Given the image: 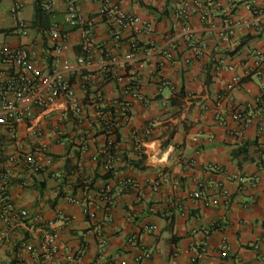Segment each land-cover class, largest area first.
I'll list each match as a JSON object with an SVG mask.
<instances>
[{"label": "crops", "instance_id": "obj_1", "mask_svg": "<svg viewBox=\"0 0 264 264\" xmlns=\"http://www.w3.org/2000/svg\"><path fill=\"white\" fill-rule=\"evenodd\" d=\"M99 1L79 0L78 6L86 16L96 17ZM112 1L151 23L154 32L125 31L116 47L109 24L97 20L91 61L95 63L99 56L121 57L128 52L130 40H136L135 81L141 100L122 98L115 81L100 78L97 87L84 93L79 82L82 71L73 74L71 83L84 107L83 125L58 111L18 128L20 141L27 151L36 153L42 169L30 174L17 167L11 188L17 209L27 210L30 216L39 212L47 222L55 221L59 212L69 217L68 225L54 226L59 232L57 264H72L71 258L79 251L85 253V264L129 263L136 252V245L129 242L131 236L152 253L151 260L141 264H264V128L253 125L238 138L229 119L230 101L220 106L215 102L238 76L241 83L230 93L232 101L264 122V63L257 75L253 58V52H264V0H188L203 5L208 13L203 19L201 11L192 10L190 41L182 38L183 28L173 18L182 0H164L163 12L148 8L142 0ZM35 2L1 0L0 42L40 50L41 64L48 67L53 49L48 33L56 23L64 56L74 63L80 56L79 36L63 22L65 0H40V6H53L50 15L37 13ZM250 2L261 15L245 9ZM15 3L22 5L19 17L30 26L27 37L13 26L10 9ZM228 20H245L250 27L223 43L217 31ZM170 40H174L172 49ZM199 42L207 45L204 57L185 64L193 55L191 45ZM163 51H170L172 59L161 67ZM96 90L101 91L102 102L94 100ZM117 99L129 106L130 118L109 147L111 137L101 114L112 111L110 106ZM58 129L63 132L60 140ZM40 145H46L45 153L38 152ZM107 148L115 159L112 178L104 182ZM47 158L52 159L48 167L44 166ZM132 161L138 166L126 165ZM159 178L164 182L154 192L152 184ZM106 187L109 193L104 192ZM221 188L229 195L223 196ZM196 192L202 199L192 197ZM85 209L95 218H88ZM9 235V244L0 243V264H46L21 248L23 242L35 249L39 246L40 228L32 220L19 223Z\"/></svg>", "mask_w": 264, "mask_h": 264}, {"label": "built area", "instance_id": "obj_2", "mask_svg": "<svg viewBox=\"0 0 264 264\" xmlns=\"http://www.w3.org/2000/svg\"><path fill=\"white\" fill-rule=\"evenodd\" d=\"M78 1L65 0L63 18L64 24L70 30L77 31L79 36L80 56L76 57L74 63H70L64 56L65 45L60 41V28L56 23L52 25L48 33V39L52 42L53 48L48 67L41 64L42 55L40 50L11 47L0 42V223L6 227V230H0V243L9 244L11 242L9 230L30 219L40 228L41 240L36 249L28 242H23L21 248L46 264H57L59 232L58 227H54L55 223H61L62 226L68 225L70 219L59 212L56 213L55 221L47 222L39 212L30 216L27 210L17 209L11 195L17 167H21L30 174L38 173L42 169L41 164L37 161L36 153L27 151L20 141L18 128L22 125L32 124L37 116H46L58 111L70 114L78 126L83 125L85 120L84 107L71 83V76L77 71H82L79 75V82L84 93L97 87V81L100 78L103 81H115L122 98L141 100L135 81L137 70L134 68L137 62V41L131 39L128 52L121 57L104 58L99 56L96 62L93 63L91 58L95 52L92 35L97 20H104L109 24V34L114 39L116 47L125 31L133 29L135 32H154V26L151 23L144 22L138 16L123 11L112 0L99 1L96 17H88L83 14L79 9ZM142 1L145 6L158 12H163L165 9L164 0ZM213 4L219 7V3L214 2ZM21 8L20 3L13 4L10 9V16L17 33L22 37H27L30 26L19 17ZM245 9L253 14L261 15V10L255 8L253 2L247 3ZM192 10H199L203 15V19L208 18L207 9L203 5L188 0H182L179 7L173 12L174 20L183 28L182 38L185 41L191 40L188 22ZM41 11L50 15L54 12V8L51 4L44 3L41 5ZM221 11L224 15L228 14L227 9ZM249 27L250 23L248 21L233 22L228 20L217 31V37L223 43H230L238 31ZM169 47L170 49L174 48V40L169 41ZM206 49L207 45L204 42L191 45L193 55L191 59L185 60V64L190 65L193 62L200 61L204 57ZM253 58L256 74L260 75L264 63V52H253ZM171 59L172 53L163 51L160 66L162 67L164 62ZM221 67L233 70L231 65L221 63ZM240 83V77L235 76L215 101L217 106H220L226 100L230 101L229 119L235 124L233 134L238 138H242L246 130L253 125H257L260 130L264 128V122L259 116L245 113L240 104L232 101L230 93L238 88ZM163 84L170 86L167 81H163ZM95 92L94 100L102 102L103 95L101 91L96 90ZM261 98L264 99V92L261 94ZM110 107L113 110L101 114V118L110 133L111 139L108 141V146L112 147L117 130L128 123L130 116L129 106L123 100L113 101ZM29 127L32 131H35L33 125ZM56 135L57 140H60L63 135L62 130L58 129ZM59 144L63 146L62 141ZM46 150V145H40L38 152L45 153ZM103 153V172L106 173L110 170L114 158L108 148ZM51 164V158L45 159L44 166L48 167ZM213 170L220 172L221 168L213 167ZM238 181L242 182V179L239 178ZM163 182V178L155 180L151 187L152 190L159 192ZM104 192L109 193L110 188L106 187ZM221 193L225 197L229 195V192L224 188H221ZM192 197L202 199L200 192L194 193ZM210 204H215V202ZM84 214L90 219L95 218V214L88 209L84 210ZM129 242L136 245V252L130 262L124 264H141L144 261L151 260V251L138 244L136 236H131ZM102 244L104 245V241H102ZM221 257H226V251L221 253ZM71 261L72 264H85V253L79 251L71 258Z\"/></svg>", "mask_w": 264, "mask_h": 264}, {"label": "trees", "instance_id": "obj_3", "mask_svg": "<svg viewBox=\"0 0 264 264\" xmlns=\"http://www.w3.org/2000/svg\"><path fill=\"white\" fill-rule=\"evenodd\" d=\"M35 10L38 13L39 11H41V6H40V0H36L35 2ZM115 159V158H114ZM141 159H144V157L142 156ZM127 166H132V167H137L138 163H136L135 161L132 162H127L126 163ZM110 178H112V170L110 169L109 171H107L105 173V175H103L101 177V179L105 182L107 180H109Z\"/></svg>", "mask_w": 264, "mask_h": 264}, {"label": "rangeland", "instance_id": "obj_4", "mask_svg": "<svg viewBox=\"0 0 264 264\" xmlns=\"http://www.w3.org/2000/svg\"><path fill=\"white\" fill-rule=\"evenodd\" d=\"M0 39H2L1 36H0Z\"/></svg>", "mask_w": 264, "mask_h": 264}]
</instances>
